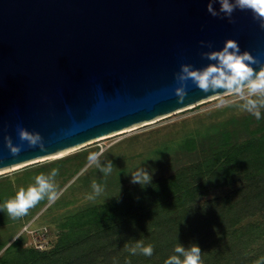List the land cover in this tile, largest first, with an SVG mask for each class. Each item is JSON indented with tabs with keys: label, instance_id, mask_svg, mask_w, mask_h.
<instances>
[{
	"label": "water",
	"instance_id": "water-1",
	"mask_svg": "<svg viewBox=\"0 0 264 264\" xmlns=\"http://www.w3.org/2000/svg\"><path fill=\"white\" fill-rule=\"evenodd\" d=\"M207 3L0 0V169L222 94L189 80L180 102L176 74L184 63L207 65L202 53L229 38L264 62V27L251 10L214 17ZM20 128L40 133L45 149L21 140Z\"/></svg>",
	"mask_w": 264,
	"mask_h": 264
},
{
	"label": "trees",
	"instance_id": "trees-1",
	"mask_svg": "<svg viewBox=\"0 0 264 264\" xmlns=\"http://www.w3.org/2000/svg\"><path fill=\"white\" fill-rule=\"evenodd\" d=\"M239 132L246 134L243 140ZM185 146L194 151L197 140L189 138ZM68 161L26 174L56 168L57 177L68 181L74 175L62 167ZM59 227L55 243L44 251L24 246L19 236L0 254V264H165L178 244H198L201 264H256L264 257V109L260 120L249 113L216 125L200 160L145 188L135 184L119 198L68 214ZM138 242L151 245L153 254L132 255L129 248Z\"/></svg>",
	"mask_w": 264,
	"mask_h": 264
},
{
	"label": "rangeland",
	"instance_id": "rangeland-1",
	"mask_svg": "<svg viewBox=\"0 0 264 264\" xmlns=\"http://www.w3.org/2000/svg\"><path fill=\"white\" fill-rule=\"evenodd\" d=\"M222 95L224 93L159 116L160 119L156 122H153V119L135 124V127L123 133L120 132L124 129L118 131L120 134L114 136L109 134L74 146L76 149L59 156H45L43 159L41 157L42 160L35 162L31 160L33 161H29L31 163L27 161L17 167L13 165L11 168L6 167V170L0 169V188L6 190L4 201L13 198L20 188H27L33 184L35 177L27 176L26 172L41 165L69 158L62 167L74 172L68 181H64L62 177L55 178L59 198L54 203H49L46 199L29 209L26 216L15 219L6 211H0V244L3 245L0 254L19 236L23 238L24 246L27 247L50 240L46 244L49 249L61 231L59 223L65 216L87 206L105 203L119 191L121 195L126 188L135 185L131 183V172L138 165L152 172L154 180L171 176L183 166L200 160L202 151L207 146L208 135L213 132L216 125H222L231 118L240 121L249 114L238 106L239 102L233 97L227 98L234 100V103L217 107V97ZM238 125L241 127L240 123ZM228 126L236 127L234 124ZM239 134V140L246 136L244 132ZM189 138L197 140L198 146L194 151L186 149L185 141ZM101 151L103 154L99 159L100 165H107L109 162L113 165V172L109 176H105L96 165L88 164V155ZM79 154L82 155L76 157ZM47 168L51 169L50 166ZM93 182L102 185L105 191L100 196L89 199L88 197L93 194L91 187Z\"/></svg>",
	"mask_w": 264,
	"mask_h": 264
},
{
	"label": "clouds",
	"instance_id": "clouds-1",
	"mask_svg": "<svg viewBox=\"0 0 264 264\" xmlns=\"http://www.w3.org/2000/svg\"><path fill=\"white\" fill-rule=\"evenodd\" d=\"M217 3L219 8L215 7ZM236 9L251 10L253 18L259 21L261 27H264V0H208L207 3V11L214 17L223 15L231 19ZM209 47H211L210 44ZM202 55L209 61L207 65L197 68L184 63L176 74L177 80L180 81V86L175 89L179 101L182 102L185 99L187 95L185 85L191 80L205 93H224L217 97V107L238 101V106L243 111L260 120L261 109H264V62L247 50L241 51L240 44L235 38L227 39L222 48L203 52ZM256 65L259 67L257 68ZM227 97H233L235 101ZM19 136L21 140L28 141L30 146L39 145L41 150L45 149L40 133L20 128ZM6 144L13 155L21 150L19 145L13 143L10 136L6 137ZM102 154V151L90 153L87 157L88 164L96 165L105 176H109L113 172V165L111 162L100 165L99 159ZM58 171L53 168L47 175H37L33 184L27 188H20L13 198L0 204V211H6L15 219L26 216L29 209L35 207L41 200L47 199L49 203H54L59 198L55 182ZM131 183L145 188L153 183V174L138 165L131 172ZM91 187L93 194L88 197L89 199H94L105 191V188L96 182H93ZM119 193L111 197L119 198ZM129 252L132 255L139 253L151 256L153 247L138 242L129 248ZM201 252L198 244H192L187 248L178 244L174 248L175 254L169 256L165 264H201ZM256 264H264V257H260Z\"/></svg>",
	"mask_w": 264,
	"mask_h": 264
},
{
	"label": "bare ground",
	"instance_id": "bare-ground-1",
	"mask_svg": "<svg viewBox=\"0 0 264 264\" xmlns=\"http://www.w3.org/2000/svg\"><path fill=\"white\" fill-rule=\"evenodd\" d=\"M160 119V117H157V118H155L154 119V121L153 122H156L157 120H159ZM153 122H150V123H153ZM136 125H133V126H131V127H129V128H133V127H135ZM129 128H126V129H124L122 132H120V133H123V132H125L127 129L128 130H130ZM121 131V130H120ZM119 132L118 133H116V132H114V133H111V135L110 136H114V135H116V134H120ZM73 149H76L75 147H73V148H68V149H65V150H62V151H59V152H56V153H54V154H51V155H48L49 157H54V156H59V155H61V154H63V153H67V151H70V150H73ZM44 158H45V156H44ZM39 159H41V158H38V159H33L34 160V162L35 161H37V160H39ZM42 159H43V157H42ZM41 159V160H42ZM31 161V160H30ZM31 162H33V161H31ZM31 162H27V163H31ZM21 164H25V163H21ZM17 166H19V164L18 165H14V167H17ZM11 167H13V166H9L8 168H11ZM7 168L5 167L4 168V170H6Z\"/></svg>",
	"mask_w": 264,
	"mask_h": 264
},
{
	"label": "built area",
	"instance_id": "built-area-1",
	"mask_svg": "<svg viewBox=\"0 0 264 264\" xmlns=\"http://www.w3.org/2000/svg\"><path fill=\"white\" fill-rule=\"evenodd\" d=\"M49 242H50V240L45 241V243L42 241V243H39V244L36 243V244L34 245V247H35L36 249L40 250V251H44V250L47 249L46 244H48Z\"/></svg>",
	"mask_w": 264,
	"mask_h": 264
}]
</instances>
